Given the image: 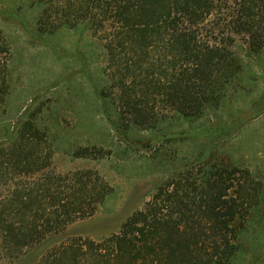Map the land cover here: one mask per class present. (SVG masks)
<instances>
[{
  "label": "trees",
  "instance_id": "1",
  "mask_svg": "<svg viewBox=\"0 0 264 264\" xmlns=\"http://www.w3.org/2000/svg\"><path fill=\"white\" fill-rule=\"evenodd\" d=\"M29 1L41 5L38 21L46 29L82 23L107 30L104 95L141 128L157 126L171 112L195 118L220 107L255 73L251 61L264 55V0ZM10 49L0 29V114L11 91L2 58ZM263 112L264 92L226 126L205 128L226 138ZM15 130L0 140V262L93 216L114 192L92 168L49 171L48 131L33 120ZM263 191L264 180L248 168L196 161L162 179L118 231L101 240L65 237L45 245L34 264H232ZM263 256L253 264H263Z\"/></svg>",
  "mask_w": 264,
  "mask_h": 264
},
{
  "label": "rangeland",
  "instance_id": "2",
  "mask_svg": "<svg viewBox=\"0 0 264 264\" xmlns=\"http://www.w3.org/2000/svg\"><path fill=\"white\" fill-rule=\"evenodd\" d=\"M41 10L40 4L29 0H0V29L11 45L2 57L9 64L11 91L0 114V140L24 121L33 120L48 131L49 171L92 168L113 185L114 192L93 216L69 223L21 257L3 259L0 264H34L40 251L65 237H107L119 230L131 212L144 206L162 179L196 161L242 166L264 180V112L226 138H215L205 128L215 123L226 126L264 92V55L251 61L255 73L246 76L235 97L220 107L195 118L171 112L157 126L141 128L128 117L129 112L121 115L104 95L110 86L107 30L82 23L46 29L38 21ZM239 42L246 45L244 38ZM127 55L120 53L123 58ZM148 142L152 144L142 146ZM84 147L89 153L77 154ZM239 242L232 264H253L264 253V191ZM261 259L264 264V256Z\"/></svg>",
  "mask_w": 264,
  "mask_h": 264
}]
</instances>
